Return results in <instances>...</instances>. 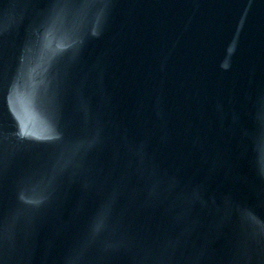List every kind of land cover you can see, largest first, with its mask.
<instances>
[{
  "label": "water",
  "instance_id": "water-1",
  "mask_svg": "<svg viewBox=\"0 0 264 264\" xmlns=\"http://www.w3.org/2000/svg\"><path fill=\"white\" fill-rule=\"evenodd\" d=\"M183 0H0V264H48Z\"/></svg>",
  "mask_w": 264,
  "mask_h": 264
}]
</instances>
